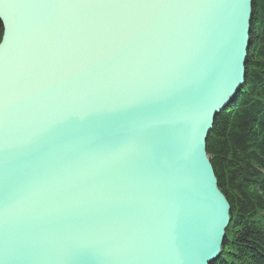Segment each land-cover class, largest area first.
I'll list each match as a JSON object with an SVG mask.
<instances>
[{"label": "water", "instance_id": "95a60500", "mask_svg": "<svg viewBox=\"0 0 264 264\" xmlns=\"http://www.w3.org/2000/svg\"><path fill=\"white\" fill-rule=\"evenodd\" d=\"M253 1L0 0V264L219 259Z\"/></svg>", "mask_w": 264, "mask_h": 264}, {"label": "trees", "instance_id": "16d2710c", "mask_svg": "<svg viewBox=\"0 0 264 264\" xmlns=\"http://www.w3.org/2000/svg\"><path fill=\"white\" fill-rule=\"evenodd\" d=\"M0 23V43L3 37ZM243 86L215 119L207 154L231 206L221 257L212 264H264V0H254Z\"/></svg>", "mask_w": 264, "mask_h": 264}, {"label": "rangeland", "instance_id": "374dc122", "mask_svg": "<svg viewBox=\"0 0 264 264\" xmlns=\"http://www.w3.org/2000/svg\"><path fill=\"white\" fill-rule=\"evenodd\" d=\"M225 238H226V237H225ZM224 241H225V240H224ZM223 246H224V245H223ZM222 250H223V249H222ZM221 255H222V254H221ZM220 257H221V256H220ZM220 257H219V258H220ZM215 262H216V261H215Z\"/></svg>", "mask_w": 264, "mask_h": 264}]
</instances>
